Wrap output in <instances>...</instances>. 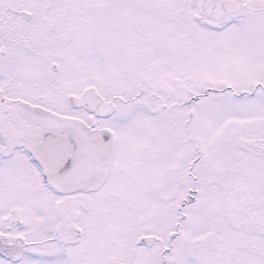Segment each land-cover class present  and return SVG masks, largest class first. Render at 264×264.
<instances>
[{
    "label": "snow or ice",
    "instance_id": "obj_1",
    "mask_svg": "<svg viewBox=\"0 0 264 264\" xmlns=\"http://www.w3.org/2000/svg\"><path fill=\"white\" fill-rule=\"evenodd\" d=\"M0 264H264V0H0Z\"/></svg>",
    "mask_w": 264,
    "mask_h": 264
}]
</instances>
